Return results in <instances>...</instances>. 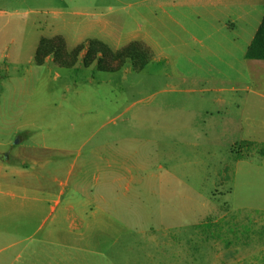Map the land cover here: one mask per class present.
<instances>
[{
	"label": "rangeland",
	"instance_id": "1",
	"mask_svg": "<svg viewBox=\"0 0 264 264\" xmlns=\"http://www.w3.org/2000/svg\"><path fill=\"white\" fill-rule=\"evenodd\" d=\"M202 4L172 20L140 0H0V264H264V61L244 58L264 6L235 23ZM55 37L104 44L115 71L83 67L86 48L35 65ZM132 42L140 71L119 65Z\"/></svg>",
	"mask_w": 264,
	"mask_h": 264
},
{
	"label": "trees",
	"instance_id": "2",
	"mask_svg": "<svg viewBox=\"0 0 264 264\" xmlns=\"http://www.w3.org/2000/svg\"><path fill=\"white\" fill-rule=\"evenodd\" d=\"M86 48L85 55L82 58V66L90 67L96 63V68L101 72H113L116 67L113 66V53L102 43L90 41L87 46L79 45L70 54L66 52L64 41L60 37L50 40L41 39L34 54V63L42 66L46 59L52 58V62L60 67L70 69L77 63V58L83 49ZM119 65L129 61L135 71H140L145 64L151 60V52L144 45L132 42L125 46L118 53ZM115 57V56H114ZM117 58V57H115ZM246 60L264 61V15L257 28L249 46L244 54ZM253 146V143H246ZM264 148L260 150L259 155L263 156Z\"/></svg>",
	"mask_w": 264,
	"mask_h": 264
},
{
	"label": "crops",
	"instance_id": "3",
	"mask_svg": "<svg viewBox=\"0 0 264 264\" xmlns=\"http://www.w3.org/2000/svg\"><path fill=\"white\" fill-rule=\"evenodd\" d=\"M204 1L206 0H140V2L142 3L150 2L152 8L151 14H154L156 11V13L159 14L160 12L162 16H167L171 19L175 18L176 16H184L183 11L181 10L185 7L188 8V10L190 8H193V10L203 8L202 2ZM207 2L210 4V6H213L215 9H218V12L221 15L235 16V21H234L235 23L238 21H242L244 18H245L244 19L245 23H248L252 19H255L254 12L256 11V8L258 6H264V0H207ZM193 13L198 15V13L196 12ZM249 61H255V60H249ZM258 93H259L258 96L264 97V91ZM242 142L253 143L254 145L262 144V143H257L256 141L251 139L244 140ZM261 158L262 159L264 158V154L263 156H261ZM103 160L105 162L104 167L108 171V173H112L113 175H117L119 173V169L121 166L119 165L120 163L118 164L116 161H120L121 158L117 156H109V157H105ZM244 161L245 158L244 159L241 158L236 160L235 163L236 165H238L240 163H243ZM105 173L107 172L105 171ZM113 182H115V180ZM104 191L105 190H103V192ZM56 204H58V202H56ZM76 206L78 205H75V203L72 201H69V203L66 205L65 212L69 214L68 219H72V221L74 220L73 223L76 224L88 223L87 220L91 221V219L87 218V217H91L89 213L85 212L84 215L83 213L80 214ZM92 223H94V220H92Z\"/></svg>",
	"mask_w": 264,
	"mask_h": 264
}]
</instances>
